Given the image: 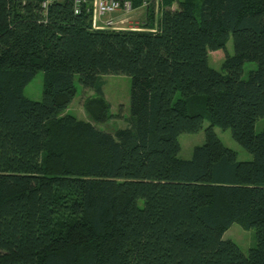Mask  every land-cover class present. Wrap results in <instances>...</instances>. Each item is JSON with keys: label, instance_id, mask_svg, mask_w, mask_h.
I'll return each instance as SVG.
<instances>
[{"label": "trees", "instance_id": "16d2710c", "mask_svg": "<svg viewBox=\"0 0 264 264\" xmlns=\"http://www.w3.org/2000/svg\"><path fill=\"white\" fill-rule=\"evenodd\" d=\"M159 3L141 30H112L72 0L44 16L40 0H0V264H264V0ZM245 62L256 67L243 77ZM39 70L36 101L23 89ZM113 74L130 78L124 128L64 113L77 76L94 94L85 111L107 120ZM205 120L180 158L178 136ZM233 223L254 230L247 255L222 238Z\"/></svg>", "mask_w": 264, "mask_h": 264}, {"label": "rangeland", "instance_id": "374dc122", "mask_svg": "<svg viewBox=\"0 0 264 264\" xmlns=\"http://www.w3.org/2000/svg\"><path fill=\"white\" fill-rule=\"evenodd\" d=\"M160 0H152L149 4L153 9L155 16L159 13ZM173 5H175L173 3ZM148 6V7H149ZM139 12V10L137 11ZM144 13L139 12L131 20L139 25L144 19ZM133 16V15H132ZM225 50L230 55L233 52L232 39L229 36L225 43ZM209 65L211 68L220 70L224 55L220 52L209 53L208 55ZM256 64L254 62H245L242 66V75L245 77L247 73L254 69ZM43 72L38 71L31 81L24 87L23 94L25 97L31 100H41V85H42ZM103 85V97L107 104V114L109 118L104 122L94 121L83 107V103L86 99L94 97L93 91L90 89H82L78 83V78L75 76L74 84L76 86V94L68 107L64 110V113L73 114L79 119L91 122L95 127L106 132H114L117 128H124L127 125V119L129 117V87L130 78L123 74L118 75H103L101 77ZM208 126V122L205 120L201 128L195 133H181L178 136V142L180 144V151L178 156L182 159H189L191 157L192 149L194 146L201 145L204 141V128ZM264 129V116L257 119L254 124L255 132H260ZM215 134L218 136L223 145L236 152L237 159L241 161L251 160V155L244 150L239 144H237L231 137L229 129H221L219 127L213 128ZM223 239L232 240L241 250L244 255H247L248 250L255 244V235L253 229L244 230L238 224L233 223L222 236Z\"/></svg>", "mask_w": 264, "mask_h": 264}, {"label": "built area", "instance_id": "2783aa9c", "mask_svg": "<svg viewBox=\"0 0 264 264\" xmlns=\"http://www.w3.org/2000/svg\"><path fill=\"white\" fill-rule=\"evenodd\" d=\"M53 1L55 0H40L43 16ZM151 2L152 0H139V7L146 9ZM72 3L75 14L81 9L90 14L93 29L141 30L131 20L135 10L133 0H72Z\"/></svg>", "mask_w": 264, "mask_h": 264}, {"label": "crops", "instance_id": "0c3cea01", "mask_svg": "<svg viewBox=\"0 0 264 264\" xmlns=\"http://www.w3.org/2000/svg\"><path fill=\"white\" fill-rule=\"evenodd\" d=\"M139 10V12H141V13H144L143 15H144V17L143 18H145V14H146V9L145 8H141V7H139V5L137 6V7H135V10L133 11V16H132V18H134L135 17V15H138V13L139 12H137ZM117 14V13H116ZM144 20V19H143ZM142 20V21H143Z\"/></svg>", "mask_w": 264, "mask_h": 264}]
</instances>
